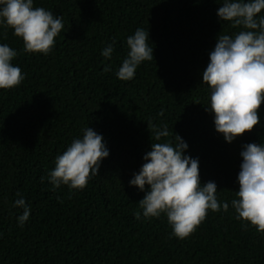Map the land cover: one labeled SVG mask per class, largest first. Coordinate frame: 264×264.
I'll return each instance as SVG.
<instances>
[{
  "label": "trees",
  "instance_id": "1",
  "mask_svg": "<svg viewBox=\"0 0 264 264\" xmlns=\"http://www.w3.org/2000/svg\"><path fill=\"white\" fill-rule=\"evenodd\" d=\"M222 3L33 0L63 17L48 55L25 52L14 30L0 25V44L17 51L12 64L25 76L19 86L0 89V264H264V233L237 219L232 207L244 146L264 145V104L260 124L232 143L207 110L209 54L219 34L241 30L220 19ZM138 28L149 31L154 57L122 81L116 73ZM109 44L111 59L102 55ZM148 123L168 125L171 135L161 142L175 144L178 134L187 143L201 185L214 182L218 201L229 205L209 210L184 239L166 214L143 216L138 202L150 186L141 191L130 184L157 142ZM87 127L103 137L109 156L83 190L63 184L54 190L48 177L56 158ZM17 192L31 209L23 226Z\"/></svg>",
  "mask_w": 264,
  "mask_h": 264
},
{
  "label": "clouds",
  "instance_id": "2",
  "mask_svg": "<svg viewBox=\"0 0 264 264\" xmlns=\"http://www.w3.org/2000/svg\"><path fill=\"white\" fill-rule=\"evenodd\" d=\"M264 0H223L218 16L230 22L232 28L241 29L234 35L219 34L210 62L203 72V84L210 86V107L214 113L216 131L226 142L252 132L260 124L259 110L264 104ZM0 25L14 30L21 38L24 51L48 55L55 39L64 28L63 17L54 16L43 7H34L33 0H0ZM149 31L138 28L127 38L130 51L116 75L122 81L134 78L137 67L153 59L154 49L149 46ZM114 48L109 44L102 55L111 59ZM17 51L0 44V89H12L25 79L21 69L12 64ZM111 67H105L108 72ZM163 116V111L159 113ZM153 139L152 150L146 163L130 181L132 186L150 190L138 202L145 218H158L166 214L173 233L187 238L206 219L208 211L218 212L227 202L217 199L214 182L201 185L199 161L185 155L187 143L175 134V144L162 141L171 135L168 125L148 123ZM109 156L103 137L92 128L83 130V137L75 139L67 150L56 158L55 168L49 173L54 190L61 184L70 189L83 190L92 176L98 175L103 159ZM243 163L238 175L239 191L232 207L237 219L264 233V145L247 144L241 152ZM43 179V178H42ZM14 207L23 209L18 223L23 226L31 215L21 193ZM135 218H141L137 211Z\"/></svg>",
  "mask_w": 264,
  "mask_h": 264
}]
</instances>
